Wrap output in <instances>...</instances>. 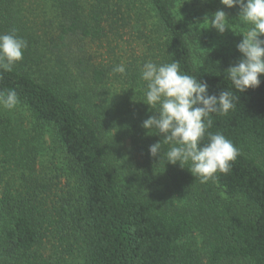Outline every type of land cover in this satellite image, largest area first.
Wrapping results in <instances>:
<instances>
[{
    "label": "trees",
    "instance_id": "1",
    "mask_svg": "<svg viewBox=\"0 0 264 264\" xmlns=\"http://www.w3.org/2000/svg\"><path fill=\"white\" fill-rule=\"evenodd\" d=\"M48 2L0 0V34L28 45L0 70V93L15 90L28 118L0 114V152L16 172L0 165V264H264V75L239 93L226 70L240 59L206 47L196 14L223 10L234 26L239 7ZM148 61H178L209 95L233 93L234 109L211 113L207 130L239 150L228 174L201 183L188 165L167 164L169 146L150 156L162 137L142 127L155 114L140 79ZM121 63L126 72L113 73ZM51 148L60 166H38Z\"/></svg>",
    "mask_w": 264,
    "mask_h": 264
},
{
    "label": "clouds",
    "instance_id": "2",
    "mask_svg": "<svg viewBox=\"0 0 264 264\" xmlns=\"http://www.w3.org/2000/svg\"><path fill=\"white\" fill-rule=\"evenodd\" d=\"M226 8L239 7L238 19L248 26L237 44L241 59L227 70V79L239 93L258 88L264 75V0H220ZM206 29L219 34L230 30L228 17L223 10L205 16ZM27 42L14 32L0 34V70L11 72L23 59ZM123 63L113 68V73L124 74ZM145 82L144 104L155 113L143 121L142 127L154 130L160 141L149 146L151 157H160L162 146L167 164H179L201 183L214 180L217 173L228 174L239 150L221 133H211V113L227 115L234 109L233 93L221 91L219 96L208 94V85L196 76L181 72L178 61L156 64L145 62L140 72ZM19 103L15 90L0 93V108L14 109ZM207 135V143L201 146Z\"/></svg>",
    "mask_w": 264,
    "mask_h": 264
},
{
    "label": "rangeland",
    "instance_id": "3",
    "mask_svg": "<svg viewBox=\"0 0 264 264\" xmlns=\"http://www.w3.org/2000/svg\"><path fill=\"white\" fill-rule=\"evenodd\" d=\"M34 1L40 4L38 6L39 8H45L47 11L50 10L51 3L48 2V0H34ZM86 1L87 2H85V4L90 3V0L89 1L86 0ZM29 4L32 5L31 3ZM202 6L204 7V5ZM203 7H197L196 14L199 20V24L204 31L203 36L205 38L206 47H208L209 49L211 48V49L224 50L226 52L234 54L235 58L241 59V54L237 51L236 46L242 40L241 35L243 34V32L246 30L248 26L241 23V21L236 17V20H237L236 25L231 26L229 24L230 30H226L224 34H219L215 29H212V28L206 29V26L203 24L204 17L206 15L211 16L212 14L217 12L219 9L213 10L207 7H204V8ZM232 15L236 16V14H232ZM260 38L264 39V37H260ZM0 114L5 117L12 118V119L15 118L13 119L14 121L12 120L14 123H18L20 125H25L27 123V119H28L27 114L18 107H15L12 110H5V109L0 108ZM52 146H53L52 143L46 144V147H52ZM52 156L55 158H53ZM56 157H57L56 151L53 150L52 148L48 149V153L42 151V155L39 156V159L41 160V162L38 164V166L44 163L45 165H49V166L55 165L56 167H59L60 159ZM15 160L18 163H22L21 159H15ZM0 165L5 170L9 168L11 173L13 175H16L15 168H14V165H15L14 162H10V160L6 161L5 159H3V155L1 152H0ZM14 179H16V177H14Z\"/></svg>",
    "mask_w": 264,
    "mask_h": 264
}]
</instances>
